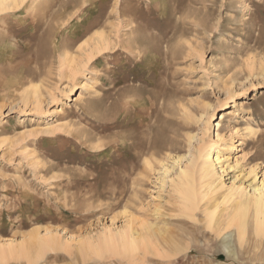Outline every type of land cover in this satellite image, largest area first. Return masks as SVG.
<instances>
[{"label":"rangeland","instance_id":"rangeland-1","mask_svg":"<svg viewBox=\"0 0 264 264\" xmlns=\"http://www.w3.org/2000/svg\"><path fill=\"white\" fill-rule=\"evenodd\" d=\"M263 179L264 0L0 13V244L54 239L6 264H264L253 208L240 240L231 221ZM109 233L137 247L97 250Z\"/></svg>","mask_w":264,"mask_h":264},{"label":"bare ground","instance_id":"bare-ground-1","mask_svg":"<svg viewBox=\"0 0 264 264\" xmlns=\"http://www.w3.org/2000/svg\"><path fill=\"white\" fill-rule=\"evenodd\" d=\"M23 1H25V0H0V13L3 11L5 12V10H9V9L15 8L17 6H20L23 3ZM46 3H48V1ZM45 4H43V6ZM40 5H41V3H40ZM47 7H48V5H47ZM47 7L44 6V8H47ZM49 8H50V5H49ZM63 8H64V6H63ZM57 15L58 14H56V16ZM101 37H102V35H101ZM95 49H96V52H98V53L100 50H102L100 48L99 44L96 45ZM233 111L234 110H232V109H227L224 111L225 114L223 112H221L219 122L224 120L225 115H229V114L233 113ZM210 166H211V163H205L204 164L203 170H204L205 175L210 174V171H209ZM193 173H194L193 166H188L186 168L180 169V171L177 175V177L179 179V183L178 182L175 183L176 189H177L178 193L181 195L182 199L185 202L191 203V204L196 198V193H195L194 184H193ZM254 193L255 194H253L251 199H247L248 202L240 203V205L236 208L235 213L233 214V217L231 218L232 222H234V221L237 222V230L239 233V236H238L239 240L242 238L243 231L245 228V216L247 214L248 209L251 207L253 208V217H254L253 220H254L255 232L259 236L264 235V179L261 181L260 185L254 190ZM242 197L243 198L245 197V194L243 192L240 193L239 198H242ZM129 233H131V232H129ZM129 233H128V235L130 236ZM53 241H54V239L52 238L51 235H47L45 237H42V236H40V234L36 230H34L33 232H30V234L28 235V240L26 242L23 241L22 243H20L18 245H15L14 243H11V242H10V244H0V263L6 264L10 260H13V259L27 258L28 256L25 253V249L27 248V244L30 246L37 247V254H38V256H41L44 253V251L52 249V246H53L52 242ZM114 242L117 243L116 247L119 250H121L122 252H127L129 250H132L135 247H137V244H138L137 243L138 241L135 238H129L124 234L110 235V233H109L99 240V242L97 243L96 249L99 250V249H103V248H113ZM26 260H28V258Z\"/></svg>","mask_w":264,"mask_h":264}]
</instances>
